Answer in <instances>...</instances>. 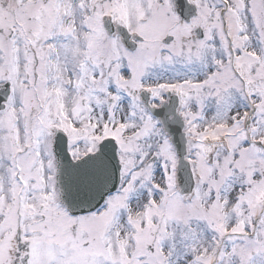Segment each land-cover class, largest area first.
<instances>
[{
    "label": "snow or ice",
    "instance_id": "obj_1",
    "mask_svg": "<svg viewBox=\"0 0 264 264\" xmlns=\"http://www.w3.org/2000/svg\"><path fill=\"white\" fill-rule=\"evenodd\" d=\"M0 264H264V0H0Z\"/></svg>",
    "mask_w": 264,
    "mask_h": 264
}]
</instances>
